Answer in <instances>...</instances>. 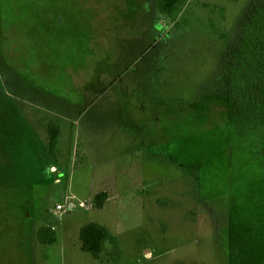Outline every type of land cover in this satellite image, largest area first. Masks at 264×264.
Segmentation results:
<instances>
[{
  "label": "rangeland",
  "instance_id": "rangeland-1",
  "mask_svg": "<svg viewBox=\"0 0 264 264\" xmlns=\"http://www.w3.org/2000/svg\"><path fill=\"white\" fill-rule=\"evenodd\" d=\"M255 1L189 0L174 23L157 0H0V264H244L231 218L260 197L264 138L239 129L227 84ZM91 220L121 259L81 248Z\"/></svg>",
  "mask_w": 264,
  "mask_h": 264
},
{
  "label": "trees",
  "instance_id": "trees-1",
  "mask_svg": "<svg viewBox=\"0 0 264 264\" xmlns=\"http://www.w3.org/2000/svg\"><path fill=\"white\" fill-rule=\"evenodd\" d=\"M188 1L157 0V9L160 13L168 14L173 22L177 23L176 19ZM252 7L253 10L242 20L239 29L241 52H238V54L243 55V59L242 62L234 60L228 71L227 93L232 96L231 99L235 107L233 110H238L242 115L239 129L243 131L248 129L252 132V135L262 139L264 138V118L261 117L264 115V101L259 98L257 92L259 89L258 82L262 83L264 81V0H256L253 2ZM1 82L2 77L0 74V84ZM61 130V124L58 122H52L48 126L49 150L56 155L60 151H58V147ZM258 142L245 143L244 147L250 153L249 146L255 149ZM253 170L257 169L254 168ZM257 171L259 174L260 197L255 195L241 206V209L245 207L247 214L231 218L233 222H247L245 228L234 229L242 233L240 237L242 247L236 249L240 251L237 259L244 264H252L253 255L256 260L264 264V187H261L264 184V175L262 176L260 171ZM249 174L252 178L253 174L250 172ZM244 177L245 175L235 182V188L245 184ZM108 197L107 191L95 194L94 205L99 208L103 207ZM229 206L230 203L226 205L228 210L234 208ZM216 221L218 222V240L222 241L225 227L220 219ZM37 237L45 247L58 241V234L51 224H42L37 231ZM79 237L81 248L91 253L100 262L117 261L122 257L123 252L118 238L104 223L96 220L87 222L80 228ZM228 254L234 258L230 253Z\"/></svg>",
  "mask_w": 264,
  "mask_h": 264
},
{
  "label": "built area",
  "instance_id": "built-area-1",
  "mask_svg": "<svg viewBox=\"0 0 264 264\" xmlns=\"http://www.w3.org/2000/svg\"><path fill=\"white\" fill-rule=\"evenodd\" d=\"M79 203V202H78ZM81 205H84L83 202H80ZM69 209H71V206L68 205V196H65V199L64 201H60V202H57L55 204V207L53 209V213H54V219L56 222L58 221H62L63 217H64V214H66ZM52 225V224H51ZM55 227L56 226H53L52 225V228L55 230Z\"/></svg>",
  "mask_w": 264,
  "mask_h": 264
}]
</instances>
